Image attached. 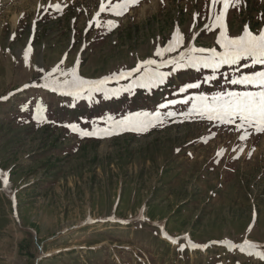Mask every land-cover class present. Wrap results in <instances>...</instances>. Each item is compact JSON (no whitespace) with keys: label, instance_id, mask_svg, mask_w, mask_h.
I'll list each match as a JSON object with an SVG mask.
<instances>
[{"label":"rangeland","instance_id":"1","mask_svg":"<svg viewBox=\"0 0 264 264\" xmlns=\"http://www.w3.org/2000/svg\"><path fill=\"white\" fill-rule=\"evenodd\" d=\"M101 2L0 0V264H264L255 254L264 253V132L186 115L191 98L244 90L230 79L264 66L142 63L188 46L222 52L221 31L258 34L264 0L226 10L222 0H138L122 15ZM177 33L180 46L164 51ZM73 72L110 79L75 97L51 90ZM152 72L168 75L149 85ZM144 113L154 124L146 131L116 123ZM246 240L258 247H235Z\"/></svg>","mask_w":264,"mask_h":264},{"label":"snow or ice","instance_id":"2","mask_svg":"<svg viewBox=\"0 0 264 264\" xmlns=\"http://www.w3.org/2000/svg\"><path fill=\"white\" fill-rule=\"evenodd\" d=\"M217 0H213L215 4ZM224 9L226 10L231 3V0H222ZM138 3V0H120V2L114 6H106L103 0L100 5V11H105L106 7L113 12L114 15H122L124 11H127L128 7ZM57 10H59V5H56ZM224 15V12L216 17L217 22H219ZM182 37L177 33L173 37L174 42H170L168 47L164 51H175L177 47L180 46ZM217 44L223 49L222 52H217L215 48L204 49V48H192L189 49L192 53H200L201 55H189L185 57L181 53L179 60L168 61L173 63L174 67L172 69L175 72L178 68L192 67L199 70L200 67L211 69L216 72L221 66H239L242 61H250V63L243 64V67H252L255 65L264 66V30H260L258 34L253 33L245 26L243 33L237 37H231L221 31L220 36L217 39ZM31 49L28 48L24 51V62L28 63V58ZM204 53H208L204 55ZM156 55H162L161 51L158 49L155 53ZM144 65H151L154 63L153 60H147L142 62ZM141 67L140 64L136 68L128 71H121L120 73H113V77L125 78L132 75L133 72L137 71ZM59 70V67H54L52 72ZM239 69L237 68V71ZM168 73L152 72L148 75L149 85H154L156 83H162ZM51 76V73H49ZM110 79V77H105L98 81H88L79 78L75 72L72 73L71 80H65L63 82L54 81L51 90L58 91L59 88H67V93L72 96H78L81 92L87 88L89 94L93 91H104L102 86ZM215 76H208L205 78L204 82L214 80ZM232 85H239L244 90L241 91H228L226 93H217L211 97L207 95H199L191 98L192 108L186 115L191 117L192 114H196L202 118L206 117L209 121H219L225 124H234L238 120L239 123L236 124L237 129L244 128L245 126L253 127L256 132H264V69L259 71H254L252 73H242L238 77L232 78L229 81ZM28 85H25L27 87ZM144 84H141L143 87ZM44 87H49L45 84ZM200 87V83H189L182 86L179 92H186L188 89H196ZM127 90V89H126ZM115 94V93H113ZM105 98H108L107 92H105ZM186 102V101H185ZM170 103H176V101H170ZM165 105H161L164 107ZM143 115L148 117L150 114H135L134 116H126L123 120L117 121V125L127 131H146L149 127L154 126L153 120L151 119H140L139 117ZM169 116L172 113H168ZM156 123H163L159 120V115L156 114ZM72 131H77L75 125H66ZM104 135H111L112 132L107 130H100ZM82 136H92L99 134L97 131L88 132L82 131L80 133ZM241 139H246V136H241ZM3 175V174H0ZM228 250L231 251L234 247L230 242H222ZM245 246L248 248H256L257 245L250 244L247 240L244 241L243 246L240 247L241 251L245 250ZM189 247H206V245H196L189 244ZM183 250V248H181ZM251 254V253H249ZM257 256L264 259V253L256 252Z\"/></svg>","mask_w":264,"mask_h":264},{"label":"bare ground","instance_id":"3","mask_svg":"<svg viewBox=\"0 0 264 264\" xmlns=\"http://www.w3.org/2000/svg\"><path fill=\"white\" fill-rule=\"evenodd\" d=\"M16 18H14V21H15Z\"/></svg>","mask_w":264,"mask_h":264}]
</instances>
